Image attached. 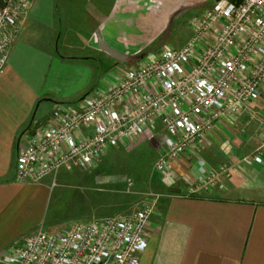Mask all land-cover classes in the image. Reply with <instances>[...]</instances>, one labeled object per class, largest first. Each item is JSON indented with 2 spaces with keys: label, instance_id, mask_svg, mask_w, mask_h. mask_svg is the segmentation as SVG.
<instances>
[{
  "label": "crops",
  "instance_id": "1",
  "mask_svg": "<svg viewBox=\"0 0 264 264\" xmlns=\"http://www.w3.org/2000/svg\"><path fill=\"white\" fill-rule=\"evenodd\" d=\"M215 2L36 0L19 20L20 34L0 75V179L16 177L23 135L52 123L59 107L77 106L119 65L135 64L181 13ZM259 153L262 164L246 162ZM200 160L228 168L223 190L189 194ZM159 180L163 193L153 198L141 264H264V91L232 124H217L197 148L171 161ZM55 187L0 183V209L14 197L21 218L43 223Z\"/></svg>",
  "mask_w": 264,
  "mask_h": 264
},
{
  "label": "built area",
  "instance_id": "2",
  "mask_svg": "<svg viewBox=\"0 0 264 264\" xmlns=\"http://www.w3.org/2000/svg\"><path fill=\"white\" fill-rule=\"evenodd\" d=\"M36 0H0V75L20 34L19 20ZM264 91V0H216L191 22L180 49L164 47L137 67L119 65L77 106L59 107L53 122L20 139L16 181L41 183L61 171H89L109 150L160 142L157 171L198 147L214 127L259 101ZM161 126L158 131L157 125ZM247 163H263L261 153ZM190 195L223 190L226 166L197 163ZM132 186V183H130ZM155 203L122 216L75 222L56 233L36 232L22 247L0 252V264H141Z\"/></svg>",
  "mask_w": 264,
  "mask_h": 264
},
{
  "label": "rangeland",
  "instance_id": "3",
  "mask_svg": "<svg viewBox=\"0 0 264 264\" xmlns=\"http://www.w3.org/2000/svg\"><path fill=\"white\" fill-rule=\"evenodd\" d=\"M209 6L181 13L162 36L149 45L145 54L141 52L143 57L137 58L129 67L149 62L164 47L179 49L185 45L191 37V22ZM105 69H102L103 74ZM107 79L104 77L103 83ZM99 88L97 86L94 90ZM43 111L41 108L36 122ZM149 137V134L145 135L136 146L107 151L89 171H61L56 176V187L51 190L43 223L38 224L33 216L21 218L17 198L5 201V207L0 209V252L20 249L26 238L40 230L52 234L75 222L88 223L132 214L145 203L154 201V195L163 193L156 168L160 160V142ZM8 180L17 182L14 177H8L0 179V183ZM52 180L47 178L45 181L52 184Z\"/></svg>",
  "mask_w": 264,
  "mask_h": 264
},
{
  "label": "trees",
  "instance_id": "4",
  "mask_svg": "<svg viewBox=\"0 0 264 264\" xmlns=\"http://www.w3.org/2000/svg\"><path fill=\"white\" fill-rule=\"evenodd\" d=\"M1 1H3V0H1Z\"/></svg>",
  "mask_w": 264,
  "mask_h": 264
}]
</instances>
